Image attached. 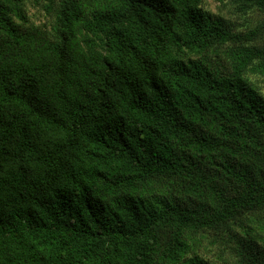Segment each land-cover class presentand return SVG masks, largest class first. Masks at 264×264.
<instances>
[{"label":"trees","instance_id":"16d2710c","mask_svg":"<svg viewBox=\"0 0 264 264\" xmlns=\"http://www.w3.org/2000/svg\"><path fill=\"white\" fill-rule=\"evenodd\" d=\"M220 1L0 0V264H264V0Z\"/></svg>","mask_w":264,"mask_h":264},{"label":"rangeland","instance_id":"374dc122","mask_svg":"<svg viewBox=\"0 0 264 264\" xmlns=\"http://www.w3.org/2000/svg\"><path fill=\"white\" fill-rule=\"evenodd\" d=\"M204 7L210 11L213 16H219L224 17L227 20L229 19L232 22H235L238 25H243V27H253L256 24L257 19L259 18L256 14H253L247 18V20L244 22L241 18H239L234 12L233 9L228 5H223L220 0H204ZM32 10V9H31ZM34 10V9H33ZM35 13V11H34ZM39 15L37 12L32 17V19L36 22H39L38 19ZM259 44H264V37L260 38L258 40ZM250 81L256 85L259 88V91L264 95V77L249 74ZM227 257L223 258L222 260H219L217 258H212L215 262H222L225 261Z\"/></svg>","mask_w":264,"mask_h":264}]
</instances>
